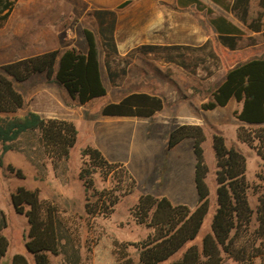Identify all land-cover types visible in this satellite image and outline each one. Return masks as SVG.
Returning a JSON list of instances; mask_svg holds the SVG:
<instances>
[{"label": "rangeland", "instance_id": "374dc122", "mask_svg": "<svg viewBox=\"0 0 264 264\" xmlns=\"http://www.w3.org/2000/svg\"><path fill=\"white\" fill-rule=\"evenodd\" d=\"M46 1L60 4L61 0ZM59 6L62 7V3ZM213 6V13H208L196 7L178 10L169 2L159 1L150 17L153 23L151 32H143L139 23H134L141 17L121 12L114 34L116 51L104 45L95 18L88 15L81 19L74 15L71 18L61 16L57 25V29L61 30L60 43L54 42L56 33L51 31L46 40H41L39 47L30 49L23 47L29 39H34L42 28L52 29L49 16L41 17L42 22L35 25L33 30L29 29L30 25L19 33L0 27V66L55 44L60 49L71 45L81 48L86 43L83 27L93 29L108 89L105 96L81 108L61 84L54 78L48 79L44 73L35 74L24 82L15 81L26 99L20 114L34 108L41 110L46 117L60 115L72 118L78 128V136L68 160L60 162L56 168L43 152L38 131L23 134L4 155V163L0 166V208L7 218V226L2 232L10 242L8 255L18 250L29 255L31 264H35L32 254L25 247L29 231L27 218L16 212L11 200V193L18 186L38 187L41 199L51 200L58 206L61 252L58 255L49 253L51 264H95L94 251L111 245L113 239L135 242L145 238L149 228L137 224L130 214V207L142 193L156 196L165 194L173 203H185L194 208L198 195L194 179L193 139L187 138L174 147H168L171 130L183 123L200 124L206 134L203 147L209 166L206 180L210 187V208L196 238L171 259L179 257L190 244L201 246L202 237L211 229L217 207L213 148L215 133L224 136L228 147H235L247 156L249 199L252 207L256 208L258 194L264 191V162L253 148L236 138L237 125L234 123L240 124V121L232 113L239 104L234 106L231 102L225 107L204 110L201 103L208 100L211 90L234 63L250 56L264 57V30L255 32L248 26L261 8L257 0H251L249 15L243 22L234 13ZM24 7L32 8L31 0H27ZM159 9L163 11L162 16L157 15ZM217 13L224 14L244 31L236 50H229L220 43L210 22V18ZM157 23L161 25L155 26ZM144 34L147 36L146 42H143ZM141 44H154L157 48L146 53L139 50ZM109 71L118 74L114 81L110 79ZM133 90L161 95L165 100L163 109L147 118L102 114L101 109L106 101L115 100ZM86 145L99 148L110 161L124 163L137 179L135 191L124 196L108 218H89L85 213L84 189L78 172L81 166L80 151ZM9 163L21 168L25 176L19 177L8 170ZM42 163H45L46 174L40 179ZM95 180L98 188L109 185L98 174ZM128 252L133 264H140L138 249L131 245ZM224 264L245 263H238L224 254ZM255 264H258V260Z\"/></svg>", "mask_w": 264, "mask_h": 264}, {"label": "trees", "instance_id": "16d2710c", "mask_svg": "<svg viewBox=\"0 0 264 264\" xmlns=\"http://www.w3.org/2000/svg\"><path fill=\"white\" fill-rule=\"evenodd\" d=\"M213 1L246 22L251 0ZM257 1L261 10L248 23L253 31L264 30V0ZM177 3L181 6L195 3L198 8L205 6L201 0H177ZM12 5L13 0H0V26L8 17ZM207 11L212 12L209 8ZM93 15L104 45L116 51V11L97 9ZM210 22L220 43L229 50H236L244 31L224 14L212 16ZM83 34L86 50L77 46L64 50L54 48L0 66V166L4 163V155L14 147L13 143L23 134L33 131L39 132L43 152L54 168L68 160L78 136L75 122L57 116L46 117L32 110L20 114L26 99L15 81L24 82L35 74L44 73L48 79L54 78L64 86L79 104L105 96L108 89L103 78L96 33L84 27ZM138 48L149 53L155 51L157 45L141 44ZM108 74L112 81L118 76L113 71ZM231 99L241 103L240 108L233 110V116L241 123L236 129L238 140L253 148L264 162V57L250 56L230 66L211 90L208 100L201 103V108L213 110L225 106ZM164 104V98L157 93L133 90L118 100L106 102L101 112L110 116L147 118L161 111ZM187 138L193 139L195 155L194 179L198 195L195 207L173 203L166 195L140 194L130 207V214L137 224L149 228L146 237L135 242L113 239L111 245L94 251L95 264H133L128 252L131 245L139 251L140 264H224V254L238 263L255 264L258 260V264H264V191L258 194L254 209L249 199L247 156L235 147H228L221 133L213 135L217 207L211 229L202 237L201 246L190 244L179 257L171 259L196 238L210 208V187L206 180L209 166L203 147L206 134L202 125L183 123L176 126L170 132L168 147H174ZM80 156L78 178L84 189L85 213L89 218H108L118 202L135 191L137 179L124 163L108 160L95 146H84ZM7 168L19 177L25 176L21 168L11 163ZM45 174V163H42L39 178L43 179ZM97 174L109 185L98 188ZM11 200L16 212L27 218L29 231L25 247L32 254L35 264H51L49 253L58 255L61 252L58 206L51 200L41 199L38 187L18 186L11 193ZM6 226V214L0 208V262L10 245L8 237L2 232ZM11 264L30 262L24 253L17 252Z\"/></svg>", "mask_w": 264, "mask_h": 264}, {"label": "crops", "instance_id": "0c3cea01", "mask_svg": "<svg viewBox=\"0 0 264 264\" xmlns=\"http://www.w3.org/2000/svg\"><path fill=\"white\" fill-rule=\"evenodd\" d=\"M57 1H60V0H57ZM126 1H128V3L125 4L124 6H121ZM159 1L169 2V3L173 4L175 9H178V10H187V9H193V8L195 9V7H196L197 9L207 11V9L209 8L212 10V12H210V13H213V9H212V8H214L213 5H216L220 8H222L217 3H215L213 0H201L203 2V4L205 5L204 8H198L195 5V3H191L187 6H181L177 3V0H61L60 4L62 3V7L59 6L60 5L59 3H57L58 5L55 3L54 4L48 3L46 0H31L33 7L29 9V8L24 7V5L27 4V0H13V5H12V8H11L9 14H8V17L6 18V20L1 22L0 27H5V28H7L8 31H14V32L19 33V32L25 31L27 29V26L30 25L31 27L29 29L33 30L35 25H38L42 22L41 17H48L49 16V18L52 19V20H49L50 25L52 26V29L49 30L47 28H42L40 30V33L37 32L38 30H36L37 34H36L35 38L29 39L28 43L23 45L24 48L30 49V48L39 47V44H41V42H42L41 40H43V41L46 40L49 32H51V31L56 33V36H54V38H53L54 42L55 43L57 42L58 44L60 43V31L61 30L57 29V25L59 24V20H60L61 16H64V17L67 16V17L71 18L72 15H74V16H80V19H81L83 16L88 15V16H92L95 18V16L93 15L94 10H97V9H113L116 11V27H117V23L119 20L120 13L124 12L128 16L141 17L139 20H134V23L138 22L139 27L142 29L143 32H151L152 27H153V23H152L150 17L153 13V7L156 6V4L159 3ZM227 12L233 13L231 11H227ZM157 13H158L157 15L162 16V14H163L162 9H159ZM217 14H222V13H217ZM217 14H214V16ZM57 19H58V21H57ZM95 20L97 22L96 18H95ZM97 25H98V22H97ZM157 25H161V23H157L155 26H157ZM115 31H116V28H115ZM255 32H259V31H255ZM143 38H144L143 42H146L145 41L147 38L146 34L143 35ZM72 46L73 45H71L69 47H72ZM54 48H58V46L55 44L51 48H47V49L42 50V51L33 52L31 54L22 55L19 58L24 57V56L34 55V54L41 53V52H44L46 50H50V49H54ZM66 48H68V47H66ZM66 48H64V49H66ZM64 49H61V50H64ZM81 49L86 50L87 49V43H85V46L81 47ZM66 92H67V90H66ZM119 98H117L115 100H118ZM108 101H106V102H108ZM231 102H232V104H234V106L236 104H239L238 108L241 107V103L237 102L235 99H231L225 106H227ZM88 103L89 102H87L85 104H79V106L81 108H84ZM225 106H221V107H225ZM217 108H219V107H217ZM30 110L39 112L42 115V111L39 109L32 108ZM55 116L73 120L72 118H69L66 116H60V115H55ZM106 116H110V115H106ZM110 117H127V116H110ZM234 125H237V127H238L239 123L238 124L234 123ZM236 138H237V133H236ZM237 140H238V138H237ZM17 252H20V251L15 250L11 255H8V251H7L6 255L2 258L0 264H11L12 257ZM21 253H23V252H21ZM25 255L27 256V258L31 264V260L29 258V255H27V254H25Z\"/></svg>", "mask_w": 264, "mask_h": 264}]
</instances>
